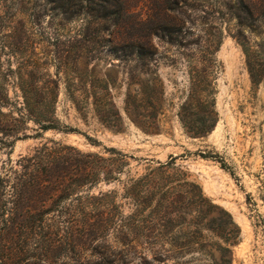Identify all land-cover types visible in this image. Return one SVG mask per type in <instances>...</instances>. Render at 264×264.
I'll list each match as a JSON object with an SVG mask.
<instances>
[{
	"label": "rangeland",
	"instance_id": "obj_1",
	"mask_svg": "<svg viewBox=\"0 0 264 264\" xmlns=\"http://www.w3.org/2000/svg\"><path fill=\"white\" fill-rule=\"evenodd\" d=\"M51 1L0 0V140H6L2 136L5 129H16L21 137L8 148L0 144V189L6 186L9 190L8 186L24 173L25 159L51 142L93 154V163L102 166L109 164L112 155L107 150L112 148L126 156V165L117 180L100 182L80 193L93 196L95 206L115 207L103 214L102 219L110 220L104 230H22L8 235L0 230V264H144V256L151 264H211L208 252L223 264L226 256H218L214 245L222 243L205 229L201 237L206 252L178 254L172 245H182L198 235L191 233L193 229L170 230L162 226L163 222L148 244L143 239L128 243L126 230L132 213L131 203L124 196L128 181L174 157L175 165L217 206L198 202L197 211L207 217V225L228 227L227 213L240 229L237 243L230 247L231 264H264V0H164L173 9L167 13L162 10L163 0H119L110 10L120 20L112 18L115 22L111 20L100 29L95 20L89 25L81 12L65 19L55 8L57 3ZM101 5L102 1L96 0L93 13L101 10ZM163 21L179 27L183 44L151 40L158 53L156 74L163 86V106L158 131L148 134L135 127L123 111L128 66L112 60L96 66L90 62L84 70L75 67L74 59L81 52L102 51L100 55H104L110 41L144 39L150 27ZM237 38L249 51L248 63L260 79L256 86L251 83ZM89 40L102 43L97 46ZM195 58L213 62L215 67L212 89L217 123L202 139L189 137L177 115L189 92L190 63ZM34 69H38L35 78L39 86L56 85L54 119L61 127L77 132L46 131L36 136L37 125L27 119L18 87L21 81L30 82L25 73ZM93 76L114 81L110 99L98 94L93 98L88 90ZM83 86L86 93L81 92ZM109 103L119 111L121 122ZM199 152L217 155L233 175L218 161L201 158ZM54 237L62 238L60 246L47 252L40 249L47 238ZM33 253L44 254V258H29Z\"/></svg>",
	"mask_w": 264,
	"mask_h": 264
},
{
	"label": "trees",
	"instance_id": "obj_2",
	"mask_svg": "<svg viewBox=\"0 0 264 264\" xmlns=\"http://www.w3.org/2000/svg\"><path fill=\"white\" fill-rule=\"evenodd\" d=\"M95 1L52 0L51 2L57 3L55 8L60 9L65 19H71L81 12L87 18L86 22L89 25H93L95 20L99 25L98 29L105 27V23L113 20L112 18L117 22L120 20L119 15L116 16L115 12L110 10L119 0H99L102 1L101 10L93 13L92 6ZM240 3H243V0H240ZM73 7L80 8L72 9ZM246 8L251 17L252 11L249 7ZM170 9L173 10L164 4L163 0L162 10L167 13ZM240 22L242 24V21ZM178 28L169 21H163L150 27L146 36L142 37L144 39L131 37L120 42L110 41L108 53L104 55H100L102 51L81 52L76 55L74 65L85 70L90 62L96 66L117 60L118 65L128 66L129 81L123 102L125 117L141 131L154 134L158 131L159 116L162 114L163 86L156 74L158 53L151 40L158 38L170 45L182 46ZM236 41L247 59L251 83L256 86L260 83V79L255 77L248 63L249 51L238 38ZM87 42L97 46L102 43L96 40ZM190 64L192 69L189 73V92L177 115L184 132L189 137L202 139L212 132L217 123L212 89L215 67L213 62L196 58ZM110 67H114V64ZM37 72L38 69H34L25 73L30 78V82L21 81L18 85L27 119L37 125L36 136L40 137L46 131L77 132L67 126L61 127L54 119L56 85L50 82L49 85L39 86L35 78ZM18 77L19 80L23 78L20 72ZM93 77V81L88 83V90L92 92L93 98L98 94L102 98L110 99L111 89L115 86L114 81L109 77ZM80 89L82 93L87 92L85 86ZM109 104L116 119L121 122L119 111L114 109L112 103ZM93 109L102 121L96 101H93ZM16 132V129L3 131L2 136L6 138L0 140L3 148L10 147L21 138ZM9 138L11 141H8ZM22 138H26V135ZM107 152L112 157L107 166H102L93 163V154L81 153L73 147L56 142H51V145L44 144L35 150L33 156L25 159L24 173L8 186L9 190L5 189L6 186L0 189V230L6 231V235L11 231L22 230L90 231L93 229L97 232L104 230L110 220L102 219L103 214L106 211L111 213L115 207L106 204L95 206L93 196L88 197V194L80 193L89 191L100 182L109 183L118 179L122 167L126 165L123 161L126 156L112 148ZM198 155L201 158L218 161L222 169L233 175L217 155L203 152H199ZM175 160L176 157L169 162L158 163L157 167L147 168L142 176L128 181L124 190V196L129 199L132 206L130 222L126 230L128 243L143 239L148 244L150 240L156 238L157 228L160 222H163L162 226L170 227V230L193 229L191 233L198 235L182 245H172V248L179 252L178 254L206 252L205 240L201 237V230L205 229L222 243V245H214L218 256L221 254L226 256L222 261L223 264H231L230 247L237 243L240 229L233 224L227 213L225 214L230 229L224 225H218L216 229L207 225L209 222L207 217L199 215L197 211L198 202L204 201L211 208L217 206L204 197L201 187L192 182L188 174L175 165ZM83 197H87V200L82 201ZM185 201L189 203L183 207ZM192 213H194L193 217H191ZM62 241V238L58 237L47 238L46 245L43 244L40 249L45 252L51 251L60 246ZM11 254L13 255L12 252ZM28 257L43 259L44 254L33 253ZM208 257L211 264H220L214 253L208 252ZM142 259L144 264L152 263L145 256Z\"/></svg>",
	"mask_w": 264,
	"mask_h": 264
}]
</instances>
